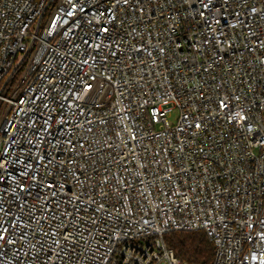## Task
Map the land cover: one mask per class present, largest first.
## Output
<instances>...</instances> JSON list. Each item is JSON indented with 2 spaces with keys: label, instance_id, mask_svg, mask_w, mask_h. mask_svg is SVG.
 <instances>
[{
  "label": "built area",
  "instance_id": "obj_1",
  "mask_svg": "<svg viewBox=\"0 0 264 264\" xmlns=\"http://www.w3.org/2000/svg\"><path fill=\"white\" fill-rule=\"evenodd\" d=\"M175 231L264 264V0H0V264H189Z\"/></svg>",
  "mask_w": 264,
  "mask_h": 264
},
{
  "label": "trees",
  "instance_id": "obj_2",
  "mask_svg": "<svg viewBox=\"0 0 264 264\" xmlns=\"http://www.w3.org/2000/svg\"><path fill=\"white\" fill-rule=\"evenodd\" d=\"M165 241L177 257L189 264H212L215 258L214 244L203 231H175L165 236Z\"/></svg>",
  "mask_w": 264,
  "mask_h": 264
},
{
  "label": "rangeland",
  "instance_id": "obj_3",
  "mask_svg": "<svg viewBox=\"0 0 264 264\" xmlns=\"http://www.w3.org/2000/svg\"><path fill=\"white\" fill-rule=\"evenodd\" d=\"M177 116H178V111H175L174 112V117H173V119H171V123H175V121L177 119Z\"/></svg>",
  "mask_w": 264,
  "mask_h": 264
}]
</instances>
